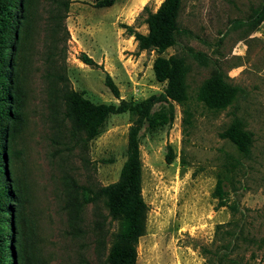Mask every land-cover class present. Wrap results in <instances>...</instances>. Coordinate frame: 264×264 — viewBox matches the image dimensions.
Wrapping results in <instances>:
<instances>
[{
  "label": "rangeland",
  "instance_id": "rangeland-1",
  "mask_svg": "<svg viewBox=\"0 0 264 264\" xmlns=\"http://www.w3.org/2000/svg\"><path fill=\"white\" fill-rule=\"evenodd\" d=\"M52 1L38 3L43 30L32 34L29 48L36 52L24 56V62L21 57L15 68L13 107L23 123L8 142L13 187L21 201V255L24 264H105L117 223L110 221L102 199L84 201L90 194L81 187L96 192L118 179L131 116L110 115L99 135L82 142V131L65 116L66 96L72 88L93 103L119 104L163 92L165 82L155 79L152 68L158 53L138 51L123 27L147 33L143 8L155 11L163 0H114L104 7L95 6L96 0H72L65 19L69 39L59 44L62 32L54 38L52 28L60 11L50 6ZM179 23L192 31L180 42L204 53L206 62L186 55L192 112L186 130L177 104L172 123L141 130V194L147 213L136 264H264V0H183ZM54 42L64 52L46 61ZM82 51L89 57L92 52L103 68L83 63ZM103 51L109 55L100 61ZM180 53L175 45L161 55ZM216 67L240 87L233 103L219 111L196 99L199 85ZM106 72L118 87V98L104 84ZM49 73L56 77L48 78ZM60 73L68 80H59ZM235 116L253 135L248 158L219 136ZM168 145L175 155L171 163L165 161ZM218 178L226 202L237 206L235 214L217 207L212 192ZM0 214L9 218V212ZM221 223L236 232L231 248L224 247L230 237L223 228L216 235Z\"/></svg>",
  "mask_w": 264,
  "mask_h": 264
},
{
  "label": "trees",
  "instance_id": "trees-1",
  "mask_svg": "<svg viewBox=\"0 0 264 264\" xmlns=\"http://www.w3.org/2000/svg\"><path fill=\"white\" fill-rule=\"evenodd\" d=\"M71 1L53 0L50 5L60 11L55 17L60 21L52 28L54 38L59 31L62 32L61 37L56 38L58 44L61 39L64 42L69 39L65 19ZM113 2L114 0H96L95 6H110ZM38 3H41V0H0V213L9 212L8 219L0 214V264H24L21 253L25 241L18 220L21 201L17 199L13 187L8 139L23 123L22 115L13 107L15 99L13 90L17 75L15 68L20 64L21 57L24 62V56L29 57L36 52L35 49L29 48L34 46L33 41H30L32 34L43 30L38 25L41 20ZM182 5L183 0H163L155 11L144 6L146 16L143 21L147 25V33H141L130 25H123L127 34L133 36L137 42L138 51L155 50L158 53L152 68L155 79L165 82L163 92L152 94L137 102L121 99L119 104L93 103L72 88L67 92L68 110L65 116L72 119L82 131V142H88L99 135L110 115L128 112L131 116L126 158L120 168L118 179L100 187L96 192L89 187H81L90 194L84 201L102 199L110 221L117 223L116 230L111 234L105 264H136L138 239L145 233L147 204L141 194L142 164L139 151L141 130L144 128L151 132L159 126L172 123L175 104L181 107L183 129L186 130L191 124L192 112L188 106L190 96L187 83L190 65L186 55L201 64H205L206 56L180 42L182 36H192V31L179 23ZM53 16L54 14L50 15L49 19L52 20ZM175 45H180L182 53L168 57L161 55L168 47ZM64 49V46L59 49L54 42L46 52L48 55L46 61L59 52H64ZM79 58L87 65L103 68L83 51ZM52 75L54 76V73H49L47 77ZM57 78L61 81L68 80L61 73ZM104 84L115 97H119L118 87L107 72ZM239 91L240 87L231 83L220 67H216L199 85L196 99L208 109L219 111L231 105ZM156 104L159 107L153 110ZM5 122H11V125L2 126ZM219 136L232 143L242 157H250L253 135L246 129L240 117H233ZM174 157L173 149L168 145L165 161L171 163ZM224 195L223 181L218 178L212 192V196L218 199L217 207L227 206L235 214L237 206L235 203H227ZM224 226L222 223L217 224L216 235L223 228L225 234L230 237V241L224 247L231 248L232 240L236 239V232L234 229L224 230ZM6 228L8 231H5ZM205 250L209 252L208 249ZM224 257L225 255H222V258Z\"/></svg>",
  "mask_w": 264,
  "mask_h": 264
},
{
  "label": "crops",
  "instance_id": "crops-1",
  "mask_svg": "<svg viewBox=\"0 0 264 264\" xmlns=\"http://www.w3.org/2000/svg\"><path fill=\"white\" fill-rule=\"evenodd\" d=\"M97 44V43H96ZM95 44V45H96ZM95 47V46H94ZM91 52V51H90ZM90 54V56L92 57V58H94L97 62H98V58L97 57H95L94 55H92V52L91 53H89ZM109 55V53L108 52H106L105 53V51H103V53L100 55V56H98L99 58H100V61L101 60H103V58H107V56ZM89 56V55H88Z\"/></svg>",
  "mask_w": 264,
  "mask_h": 264
}]
</instances>
